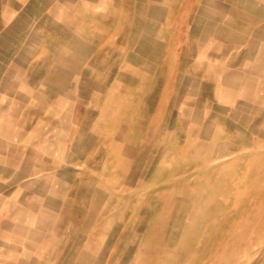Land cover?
Listing matches in <instances>:
<instances>
[{
	"label": "rangeland",
	"instance_id": "374dc122",
	"mask_svg": "<svg viewBox=\"0 0 264 264\" xmlns=\"http://www.w3.org/2000/svg\"><path fill=\"white\" fill-rule=\"evenodd\" d=\"M0 264H264V0H0Z\"/></svg>",
	"mask_w": 264,
	"mask_h": 264
}]
</instances>
